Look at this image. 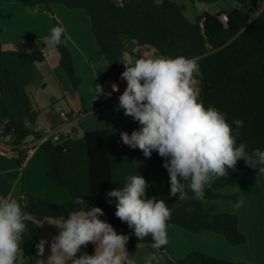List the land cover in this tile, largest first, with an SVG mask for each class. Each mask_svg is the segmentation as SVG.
Masks as SVG:
<instances>
[{
  "label": "trees",
  "instance_id": "1",
  "mask_svg": "<svg viewBox=\"0 0 264 264\" xmlns=\"http://www.w3.org/2000/svg\"><path fill=\"white\" fill-rule=\"evenodd\" d=\"M7 0H0V3ZM26 7L45 6L52 12V6L60 4L68 9H82L90 17L92 34L98 54L109 66L118 88L127 83L120 79L125 71L123 37L135 41L140 47L152 48L161 56H185L198 62L202 77H197L200 100L204 107H215L226 112L227 120L243 121L237 144L244 143L251 153L254 149L264 150V10L248 26L249 12L259 8L261 0H236L239 7L217 15L203 13L195 21L186 15V6L170 0H13ZM192 2L194 0H191ZM215 0H203L212 3ZM226 14L224 24L221 16ZM61 26L55 20V26ZM0 22V141L12 140L16 162L21 166L27 158L22 149L29 137H39L33 131L39 111L28 86L34 83V66L44 63L46 57L41 48L32 52L4 50ZM66 39V34L64 33ZM59 65L77 92L82 83L78 76L72 53L66 43L58 50ZM136 59L141 58L135 56ZM113 102L105 104L110 107ZM234 127V125H233ZM132 131L128 132L131 134ZM50 158L48 178L57 187L65 188L71 196L64 204H53L34 196L25 195L19 202L30 214L28 231L24 234L21 251L25 252L29 264H35L36 244L40 241V224L47 219L68 216L79 206L72 203L74 197H83L90 207H100L107 216V222L130 237L127 252L134 259L139 244L150 246L151 236L139 241L131 235L126 222L115 216V200L109 203L106 193L121 188L129 175H142L148 182L146 194L165 200L169 207L178 197H171L169 175L162 166L164 158L153 151L149 161L140 149L124 145L120 134L109 129L85 131L79 139L62 136L60 142L49 141L40 147ZM139 159V162L136 161ZM247 165L238 160L235 170H228V176L214 179L205 188L201 201L181 202L175 208L169 226H179L201 234L204 231L223 236L231 246L246 243V236L239 229V219L234 214H207L205 200H233L237 196L220 193L226 187H235ZM191 195V193H189ZM191 208L192 211L187 209ZM167 227V228H168ZM159 256L168 264H247L230 262L200 252H191L182 259H175L164 246ZM93 249L89 254H93ZM79 256V253L77 254ZM47 259L46 253L42 257Z\"/></svg>",
  "mask_w": 264,
  "mask_h": 264
},
{
  "label": "clouds",
  "instance_id": "2",
  "mask_svg": "<svg viewBox=\"0 0 264 264\" xmlns=\"http://www.w3.org/2000/svg\"><path fill=\"white\" fill-rule=\"evenodd\" d=\"M27 11L36 15L39 7H28ZM64 33L62 26L51 28L41 49L44 56H54L61 44L66 46ZM123 64L125 71L120 79L127 83L118 107L140 127L131 134L120 132L121 140L131 149H140L146 158L153 151L164 158L169 195L178 199L169 207L165 200L148 198L149 184L139 174L129 175L121 188L108 191L106 196L109 203L114 198L115 216L127 223L139 241L151 236V247L161 249L168 243V221L181 202L203 200L205 185L213 178L227 177L228 170H235L240 159L252 168L259 164V172L264 173V150L257 148L249 153L244 143L237 144L242 120L235 119L230 124L226 112L204 107L197 87V77L202 73L196 59L141 57ZM96 89L99 95L103 93L101 85L97 84ZM118 90L113 84L112 91ZM72 203L79 208L70 211L67 219L62 216L55 222L59 231L52 237L46 260L42 257L48 242L41 239L36 244L40 258L34 259L35 264H135L126 251L130 237L118 234L109 222L100 219L104 215L102 208L90 207L80 196L74 197ZM30 220L17 199L0 197V264H17ZM89 243L95 246L91 255L82 252ZM78 253L81 254L77 256ZM160 260L162 256L152 253L145 258V264Z\"/></svg>",
  "mask_w": 264,
  "mask_h": 264
},
{
  "label": "crops",
  "instance_id": "3",
  "mask_svg": "<svg viewBox=\"0 0 264 264\" xmlns=\"http://www.w3.org/2000/svg\"><path fill=\"white\" fill-rule=\"evenodd\" d=\"M117 1L121 2L122 0ZM163 1L158 0V3ZM170 1L185 5L182 0ZM217 1L205 3L203 0H198L196 2L200 3L203 13L217 15L221 11L229 12L219 7L213 13L211 6L217 5ZM38 7V14L31 15L27 11L28 7L16 1L7 0L0 3L3 49L32 52L36 48L45 46L44 39L50 35V30L55 26L56 20L65 29L66 40L72 53L75 70L82 79L78 91L72 93L71 83L59 65L58 52L54 56H45L46 61L44 63L34 66L35 80L32 85L28 86L27 90L32 97L34 108L40 113L35 126H33V131L41 134L44 130L60 123V118L51 103V101L54 102L53 98L55 96L62 94L64 98L65 95L71 93L74 98L70 97L72 105L69 106H73L77 111L90 108L94 103L85 104L80 93L86 91L97 94L96 85H101L104 90L108 78H114V75L107 63L98 54L95 38L92 34L91 20L84 10H72L60 4L53 5L52 12H49L43 5H38ZM235 8L237 7L231 10ZM186 12H188L187 6ZM122 40L126 50L124 54L125 62H134L136 60L135 56L145 58L161 56L152 48L138 46L135 41L128 37H123ZM87 80H89V84L86 85ZM197 87L199 89V83ZM110 91V96L114 100L116 91ZM62 96L57 97V99ZM103 115H105V119L101 118L98 127L91 126L86 129L85 125L82 124L84 126L83 130L92 131L95 128L102 127L120 134L122 131L138 130L140 127L131 117L125 116L124 109L119 108L118 105L110 107ZM99 117H102V115ZM79 120H81L80 117ZM79 120H72L76 127V133L83 132V130L78 131ZM81 137H74V139ZM35 139L36 137L27 138L23 146L31 145L35 142ZM11 142L10 138L0 141V197L6 196L19 201L25 195H30L53 204H64L70 201V193L65 188L55 186L47 176V172L51 167L48 155L41 148H35L27 153L26 160L19 166L15 154L10 150ZM143 158L149 161V158L144 155ZM136 161L139 162V159H136ZM259 167V164L256 168L247 165L237 186L226 187L220 191L225 195L237 196V201L224 199L204 201V210L207 214L228 213L238 217L239 229L246 236L247 241L245 244L231 246L223 236L212 232L204 231L198 234L179 226H169L167 228L168 243L164 246L169 254L175 259H182L191 252H200L234 263L264 264V173L259 172ZM214 179H211L205 185V188H209ZM64 218L67 219L68 216ZM100 219L107 221L106 214L104 213ZM57 220L47 219L40 224V240L44 239L48 242L45 245L47 257L50 255L52 237L57 235L59 231L54 225ZM114 229L118 234H123L121 229L115 227ZM129 231L131 235L135 236L132 229L129 228ZM127 248L128 244H126V251ZM90 249H93V252L95 250V246L91 243L83 248L82 252L89 254ZM152 253L159 256L158 249H153L151 245L139 244L134 255L135 264H145V258ZM152 264L168 263L160 260L159 262L152 261Z\"/></svg>",
  "mask_w": 264,
  "mask_h": 264
},
{
  "label": "rangeland",
  "instance_id": "4",
  "mask_svg": "<svg viewBox=\"0 0 264 264\" xmlns=\"http://www.w3.org/2000/svg\"><path fill=\"white\" fill-rule=\"evenodd\" d=\"M183 3L188 7V12L185 13L186 17L191 20V21H195L196 17L199 15L203 14V11L201 10V5L199 2L196 1H191V0H182ZM217 5H212L211 6V11L214 13L216 8L221 7L222 9L226 10V11H230L232 8L234 7H239V3L236 0H218ZM258 13V9L255 12H249V17H250V21L255 17V15ZM86 85L89 84V80L86 81L85 83ZM115 84L114 82V78L110 77L108 78V82L106 84L105 89L103 90V93L99 95V93H88V92H81L80 96L83 99V102L86 103H94L92 105V107L90 108H85L82 110L77 111L75 108H73V106H69L72 105V101L71 98H74L73 94L71 95H65L64 98L62 96V94H60V96H62L61 98L59 95L55 96L54 102L51 101L52 103V107L55 108L56 104L59 105L65 112L69 113L71 116L76 115L78 117L81 118L80 124L78 125V131H82L84 129V126H82V124L85 125V128L88 129L91 126H99L101 123V118L105 119V115H103L105 113V111H107L108 109H110V107L114 106V105H119V96L123 93V91L126 88V84L122 87L121 90L116 91V98H114V100H112L111 96L109 97L107 94L110 93L112 90V85ZM92 88V87H91ZM120 89V88H118ZM49 92V91H47ZM73 93V91H72ZM71 97V98H70ZM57 99V100H56ZM114 101V102H113ZM113 102V104L110 107L104 108L103 106L105 104L111 103ZM102 117H99L101 116ZM106 128H95L92 131H99V130H104ZM85 132V130H83V132H79V133H75L74 137H79V136H83V133ZM115 132V131H114ZM117 133V132H116ZM143 156V155H142ZM146 196L148 198H151L152 196L150 194H146ZM17 264H29V260L28 257L26 255L25 252L20 251L19 255H18V260H17Z\"/></svg>",
  "mask_w": 264,
  "mask_h": 264
},
{
  "label": "built area",
  "instance_id": "5",
  "mask_svg": "<svg viewBox=\"0 0 264 264\" xmlns=\"http://www.w3.org/2000/svg\"><path fill=\"white\" fill-rule=\"evenodd\" d=\"M198 1V0H194ZM264 10V0H261L258 8V13L255 15V17L252 19L254 20L257 15ZM221 21L226 24L228 22V16L226 14H223L221 16ZM54 111L60 118V123L56 124L54 127L44 130L39 137H36L35 142L31 145H28L27 147H22L24 151L29 153L35 148H40L43 144L53 141V142H60L62 136H70L74 138L76 133V127L72 123V120L74 119L77 121L79 120V117L76 115L71 116L69 113L65 112L59 105L56 104L55 108L53 107ZM14 147L11 144L10 150L13 151Z\"/></svg>",
  "mask_w": 264,
  "mask_h": 264
},
{
  "label": "water",
  "instance_id": "6",
  "mask_svg": "<svg viewBox=\"0 0 264 264\" xmlns=\"http://www.w3.org/2000/svg\"><path fill=\"white\" fill-rule=\"evenodd\" d=\"M254 20L249 21L246 27H248Z\"/></svg>",
  "mask_w": 264,
  "mask_h": 264
}]
</instances>
